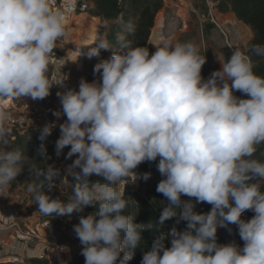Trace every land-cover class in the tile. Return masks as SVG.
I'll return each mask as SVG.
<instances>
[{
    "label": "clouds",
    "instance_id": "obj_1",
    "mask_svg": "<svg viewBox=\"0 0 264 264\" xmlns=\"http://www.w3.org/2000/svg\"><path fill=\"white\" fill-rule=\"evenodd\" d=\"M51 4L0 0V196L24 169L22 151L8 147L12 130L2 102L43 100L53 84H65L48 76L57 42L67 35L64 13ZM125 29L133 33L135 26L129 21ZM117 41L118 48L98 35L78 53L91 59L112 52L94 66L96 78H81L78 90L56 93L61 107L53 115L66 119L59 124L55 154L67 147L66 159L76 157L64 174L75 183L66 201L52 199L41 190L53 189L61 171L50 164L36 169L43 179L28 183L27 191L37 210L67 217L97 207L73 226L85 264H130L142 233L153 229L158 234L141 264H264V77L240 49L205 79L206 56L192 41L164 39L154 52L120 34ZM252 51L264 58V45ZM56 127L49 123L40 130L37 156L43 160L50 159L43 142ZM157 160L162 179L156 191L167 203L155 223H136L118 186L137 177L133 170L140 164ZM94 175L99 179L90 182ZM202 203L210 211L197 212ZM246 211L254 213L250 220L242 218ZM173 218L186 222L185 229L162 231ZM230 225L243 246L218 243V229L231 234Z\"/></svg>",
    "mask_w": 264,
    "mask_h": 264
},
{
    "label": "rangeland",
    "instance_id": "obj_2",
    "mask_svg": "<svg viewBox=\"0 0 264 264\" xmlns=\"http://www.w3.org/2000/svg\"><path fill=\"white\" fill-rule=\"evenodd\" d=\"M80 1V0H77ZM89 10L84 13L68 14L63 9L61 11L65 16L67 35L57 42V46L53 52L57 55L66 57L64 64L59 65L61 68L49 65L48 76L54 83L65 81L68 88L78 90L79 81L81 78L88 81V78L94 77V66L101 60L107 59L112 55L111 51H102L99 57L91 59L86 56H81V60L75 52L81 50L86 51L96 41L98 35H104L107 38L115 36L114 42L109 40L114 47H119L117 35H123L125 39L132 33H128L125 29L126 19H132L135 23L139 17V9L132 6V0H120L123 7V13L118 20L103 22L100 18L92 15L93 3L89 0ZM141 6L140 3L137 5ZM188 6V7H187ZM181 10V11H179ZM161 11L166 12L167 16H172L178 12L183 13V19L174 25V30H168L166 35H172L177 29H180L175 36L169 39L173 41H192L200 48V54L206 56V63L202 68V76L207 79L213 71L220 70V62H224L230 58L232 52L229 50L226 39L221 30L209 21L210 11L218 17L224 25L223 31L229 32L232 36L229 25L235 24L238 27L239 33L242 36L241 43L236 46L246 55L251 57V43L254 38V32L248 25L244 24L237 15L232 13H222L218 9V3L214 0H164V7L157 13V18L160 17ZM172 14H171V13ZM82 15V25H79L78 31H74L71 24L76 21H81L78 16ZM77 16V17H76ZM122 21V23H120ZM175 24V23H174ZM241 26L239 27V25ZM246 25V26H245ZM95 26V27H94ZM248 26V27H247ZM179 27V28H178ZM93 28V29H92ZM95 28V29H94ZM152 33V31H151ZM79 34V35H77ZM76 35V36H75ZM151 36V35H150ZM76 38V40H75ZM164 38L160 41H151L149 43L154 47L159 46ZM90 43V44H88ZM63 66V67H62ZM55 76V78H53ZM54 79V80H53ZM56 84H53L50 89V95L43 100L32 101L31 99L9 98L11 112L13 115H24L27 118L26 124L22 126L12 127V135L9 138V149H20L24 154L22 172L12 182L10 189L3 196H0V206L4 210L15 212V222L17 227L30 236L25 235L29 239V255L25 259H17L9 257L0 261V264H32L34 259L48 261L50 264H74L84 257L80 255L81 244L76 238L73 231V226L79 222L81 215H86L89 207H86L82 213L74 212L67 217H56L55 215H43L37 210V205L33 199V194L27 191L28 183H38L34 175L35 161H40L42 166L46 168L48 164L53 165L61 171L62 179L53 185V189H42L45 194L52 199H61L66 201L71 195V184L75 180L71 176L64 177L65 169L76 158L66 159L69 148H65L61 156L55 154V141L60 136L59 124L63 123L66 117L57 119L53 112L59 110L61 105L56 93L63 92L67 87H63V91L55 89ZM67 88V89H68ZM49 123H55L57 127L52 134L47 138L45 143L47 154L50 159H45L37 156V151L42 143L38 139L40 130ZM37 157V158H36ZM143 163L133 170L138 177V173ZM64 177V178H63ZM129 176L127 180L120 184L119 190L124 193L125 199L130 202L137 195H143L150 198L151 203L157 208L160 214L161 208L167 203L162 194L156 191L157 184L162 179L157 168L151 173L150 179L143 180V174L139 178ZM127 194V196H126ZM173 225L176 224V219H170ZM167 223V222H166ZM32 230H36L32 232ZM171 229L166 228L164 232ZM166 234V233H165ZM42 244V246L40 245ZM143 244V243H142ZM166 246L170 247V240H165ZM49 245V246H48ZM44 253V258L42 255ZM134 259V258H133Z\"/></svg>",
    "mask_w": 264,
    "mask_h": 264
},
{
    "label": "trees",
    "instance_id": "obj_3",
    "mask_svg": "<svg viewBox=\"0 0 264 264\" xmlns=\"http://www.w3.org/2000/svg\"><path fill=\"white\" fill-rule=\"evenodd\" d=\"M214 1L218 3V9L222 13L233 12L237 15L239 20L251 27V29L253 30L254 38L251 43L252 47L250 58L253 62L254 72L257 75L264 77V58L255 55L252 51L254 45H264V0ZM92 3V15L94 17L100 18L103 22L118 20L123 13V7L120 4V0H92ZM139 3L141 6L138 8L137 5ZM132 6H136V8L139 9V17L135 23L132 19H126V23L131 21L135 26V31L128 36L127 40H130L133 46L147 47L149 48L150 52H154V47L151 43H149V38L151 35V31L155 26L156 15L164 7V0H132ZM115 39V36L108 38V40H111L112 42H114ZM95 78V75L94 77L88 78V82H92ZM234 94L241 98H248L246 96H242V94L239 92H235ZM261 150H264V146H262ZM257 155H259V153H257ZM157 163L158 160L156 162H144L140 169V172L138 173V177H140L141 174L154 172L157 168ZM34 167L35 170L45 169L40 161H35ZM97 179H99V177H96L94 175L90 178V182H95ZM40 180L41 179L37 180V182L39 183ZM182 199L187 200L189 198L182 197ZM210 208L211 205L202 203L197 205L196 211L199 213H207L208 211H210ZM95 211H97V207H89L86 215L94 213ZM127 214L132 216L136 223L145 224L149 221L155 223L159 216L158 210L153 205V203H151L150 198L143 195H137L134 199L128 202ZM173 226H176L178 230L182 231L186 227V222H181L179 224L173 225L171 221H167L162 231H165L166 228L171 229ZM230 227L233 230L231 234H229L228 230L225 228L218 229V243L227 244L235 241L240 246H243V241L240 239L236 227L234 225H230ZM157 234L158 233L154 229L142 233L143 239L140 242L141 246H138L134 250V259H132L130 264H141L143 253L147 250H150L152 240ZM31 263L50 264L48 261L38 259L32 260ZM74 264H85L84 258L82 260L74 262Z\"/></svg>",
    "mask_w": 264,
    "mask_h": 264
},
{
    "label": "built area",
    "instance_id": "obj_4",
    "mask_svg": "<svg viewBox=\"0 0 264 264\" xmlns=\"http://www.w3.org/2000/svg\"><path fill=\"white\" fill-rule=\"evenodd\" d=\"M89 5H90L89 0H80V1H77V0H52L51 7H52L53 11H58V10L61 11V9H63V11H65L66 13L75 15L78 12H81V13L86 12L88 10V8H89ZM209 21H210L211 24L215 25V27H217L219 30L222 31L223 36L226 39L227 46H228V48H229V50L231 52H233L234 49H238L236 44L237 43H241L242 36L239 33L238 27L235 24L229 25V27L231 29V33H232V36H231V35H229V32L226 33L225 31H223V28L226 26V25H224L222 23L224 21L221 22L218 19V17L215 16L211 11L209 13ZM79 52H75L74 54H76L77 57H78V53ZM80 57H78V58L81 60ZM65 59H66V57L57 55L56 52H53L52 57H51L50 65L55 66L57 68H61V67H59V65L64 64ZM53 78H55V76ZM52 82H54V81H52ZM64 86L67 87L66 83L64 84ZM64 86L56 85L55 89H59V90L63 91L62 88ZM2 107L9 113V117H10L9 125H11L12 127H17V126H22V125L26 124L27 118L24 115H19V114L18 115H13L12 112H11V109H9V107H5V105H2ZM3 213H4L3 215H7V216L10 215V217L12 218L11 221H10L11 225H13V224L15 225L16 224V222H15V212L13 213L11 211H8L7 209L6 210L3 209ZM252 216H253V212L246 211L243 214L242 218L245 219V220H250L252 218ZM4 230H6L5 227H2V224L0 223V231H4ZM25 239H26V236H22L21 235V237H19L18 241L22 242ZM22 243H24V242H22ZM40 245L42 246V244H40ZM13 246H14V243L8 245L7 247L9 249H11V248L13 249ZM3 249H4V245L0 247V251H3ZM16 256L17 255H15V254H8V255H6L4 257H0V258H1V260H4V259L9 258V257L10 258L11 257H15V258L19 259V257H16ZM42 258H44V253L42 255Z\"/></svg>",
    "mask_w": 264,
    "mask_h": 264
},
{
    "label": "crops",
    "instance_id": "obj_5",
    "mask_svg": "<svg viewBox=\"0 0 264 264\" xmlns=\"http://www.w3.org/2000/svg\"><path fill=\"white\" fill-rule=\"evenodd\" d=\"M228 13H232L233 12H228ZM236 15V14H234ZM246 26V25H245ZM248 27V26H247ZM3 209L0 206V223L2 224V227H5L6 230L4 231H0V247L4 245V249L3 251H0V257H4L8 254H15L17 255L16 257H19L21 259H25L26 256L29 255V239H25L22 242L18 241L19 237L28 235L30 236V232L28 234H24V232H22L18 227L17 224H10L11 221V217L10 215H3ZM254 215V213H253ZM32 232H35L34 234L36 235V230H32ZM13 249H9L7 246L10 244H13ZM1 261V258H0Z\"/></svg>",
    "mask_w": 264,
    "mask_h": 264
},
{
    "label": "bare ground",
    "instance_id": "obj_6",
    "mask_svg": "<svg viewBox=\"0 0 264 264\" xmlns=\"http://www.w3.org/2000/svg\"><path fill=\"white\" fill-rule=\"evenodd\" d=\"M179 11H181V10H179ZM78 17L80 18L81 21H76V22H73L71 24L74 31H78L79 25H82L81 24L83 21V19H81L82 15H80ZM183 18H184L183 13H180V12H178L177 14H173L172 16L169 17V16H167L166 12L161 11V15H160V17L157 18L156 25L152 29V33L150 36L151 41L160 42L163 39L164 35H166L167 31L168 30H174V25L179 23ZM240 26H241V24L239 25V27ZM77 35H79V34H77ZM75 40H76V38H75ZM88 44H90V43H88ZM2 105H5V107H8V106L10 107V102L8 100L3 101Z\"/></svg>",
    "mask_w": 264,
    "mask_h": 264
},
{
    "label": "water",
    "instance_id": "obj_7",
    "mask_svg": "<svg viewBox=\"0 0 264 264\" xmlns=\"http://www.w3.org/2000/svg\"><path fill=\"white\" fill-rule=\"evenodd\" d=\"M179 30H180V29H177V30L174 32V34L172 33V35H169V36H168V35H164L163 38H164V39H169L170 37L175 36V34L178 33ZM150 43H152V42H150Z\"/></svg>",
    "mask_w": 264,
    "mask_h": 264
}]
</instances>
